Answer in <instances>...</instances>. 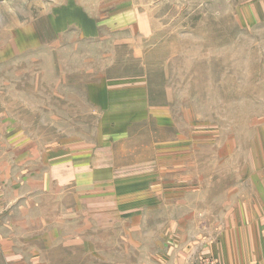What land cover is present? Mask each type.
<instances>
[{
    "label": "rangeland",
    "instance_id": "rangeland-1",
    "mask_svg": "<svg viewBox=\"0 0 264 264\" xmlns=\"http://www.w3.org/2000/svg\"><path fill=\"white\" fill-rule=\"evenodd\" d=\"M229 188L264 194V0H0V264H194Z\"/></svg>",
    "mask_w": 264,
    "mask_h": 264
},
{
    "label": "crops",
    "instance_id": "crops-1",
    "mask_svg": "<svg viewBox=\"0 0 264 264\" xmlns=\"http://www.w3.org/2000/svg\"><path fill=\"white\" fill-rule=\"evenodd\" d=\"M171 187L173 185L167 186L166 182L154 184L151 187V195L147 194L144 197L147 201L144 203L160 206L162 201L166 200L167 188ZM262 191L263 189L260 188L259 192L254 191L252 197H248L238 194L236 189L229 188L224 195L221 213L205 216V221L201 218L202 215L187 216L190 221L193 217H197L200 218L199 222H211L217 224V227L207 226L205 235H199L206 238L204 242L184 241L180 245V240L173 236V254H179L182 257L181 262H188L193 257L204 255L211 257L217 264H264V194ZM185 218L181 219L184 221ZM162 240L166 243L165 236Z\"/></svg>",
    "mask_w": 264,
    "mask_h": 264
},
{
    "label": "built area",
    "instance_id": "built-area-1",
    "mask_svg": "<svg viewBox=\"0 0 264 264\" xmlns=\"http://www.w3.org/2000/svg\"><path fill=\"white\" fill-rule=\"evenodd\" d=\"M194 264H217L211 257L203 256L199 258Z\"/></svg>",
    "mask_w": 264,
    "mask_h": 264
}]
</instances>
